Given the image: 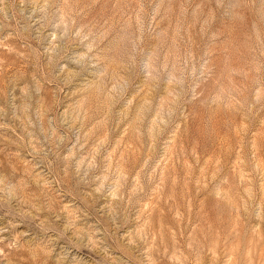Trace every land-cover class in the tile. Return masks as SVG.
<instances>
[{
    "label": "clouds",
    "instance_id": "9594fccd",
    "mask_svg": "<svg viewBox=\"0 0 264 264\" xmlns=\"http://www.w3.org/2000/svg\"><path fill=\"white\" fill-rule=\"evenodd\" d=\"M4 48L30 67L5 73L0 98V134L13 137L0 147V264L4 249L26 245L41 258L55 249L56 264L70 231L93 264H204L217 246L211 225L203 240L199 223L153 226L157 204L174 200L177 168L227 218L226 238L241 241L233 264L264 249L254 139L237 142L250 171L236 180L201 160L218 115L238 118L242 134L245 122L264 125V0H0ZM241 212L242 236L232 223Z\"/></svg>",
    "mask_w": 264,
    "mask_h": 264
},
{
    "label": "rangeland",
    "instance_id": "374dc122",
    "mask_svg": "<svg viewBox=\"0 0 264 264\" xmlns=\"http://www.w3.org/2000/svg\"><path fill=\"white\" fill-rule=\"evenodd\" d=\"M15 57V52H9L6 48L0 49V60H3L6 65L4 71L0 72V98H4L7 95L8 78L5 73L11 74L19 69L20 73L26 74L28 67H30L27 63L22 65L16 64ZM230 123L234 124L235 128H230ZM239 127L240 121L236 117H225L223 115L216 117L214 150L206 156L201 157L202 163L204 160L207 161L208 168L205 171L226 164L232 171L231 178L233 180L237 179L241 171H250L247 160L244 165H239L236 158L235 149L237 142L241 138H243L245 143L249 138L254 139L256 143V159L252 163L264 162V125H253L245 122L244 127L246 131L243 134L239 132ZM253 133H255V136L252 135ZM17 134H19V129H17ZM12 143V136L6 133L0 134V147ZM132 146L135 147L136 145L133 143ZM245 151H248V149H245ZM197 155H200L199 150H197ZM187 163L190 166L192 165L191 160ZM176 173L177 184L174 187L169 186L166 190L170 194H174V200L169 201L167 205L163 201L157 204L156 209L152 211L153 226L157 230L163 227L164 229H170L172 232H178L179 229L185 227H187L188 231H191V228L199 223L205 229V232H198L197 235L203 240L204 235L207 233V226L211 225L213 233L218 234L215 240L217 246L213 249V255L205 257L204 264H233L234 259L237 258V253L242 248V243L239 240L234 241L231 237L226 238L225 224L227 218L220 213L215 203L209 204L208 198L203 192H196L191 182L187 185L180 182L179 177L182 173L179 168L176 169ZM188 201L192 205L191 216H189L188 210L185 207ZM177 208L182 216L180 223H177L173 219ZM66 211L70 218L78 216L77 211L71 206H66ZM197 212H199V218L196 215ZM76 223L79 225L81 231L86 230L87 226L80 222L79 219L76 220ZM232 223L241 230L242 236V229L247 225L243 213L241 212L234 216ZM188 231L185 232V236H187ZM260 231L264 234V224H261ZM16 240L19 243L21 237L17 236ZM3 243L7 244V241ZM4 251L9 264H18V261L19 264H51V257L55 254V249H53V251L47 253L46 257L33 256L29 252L27 245L23 249H20L19 252H16L15 249H4ZM91 251L94 253L96 249H91ZM250 259L251 264H260L261 261H264V249H257L256 254L251 255ZM56 264H93V261L89 256V250L85 248L84 243L81 242L78 235L70 231L67 233L66 255L62 253L61 256L57 257Z\"/></svg>",
    "mask_w": 264,
    "mask_h": 264
}]
</instances>
